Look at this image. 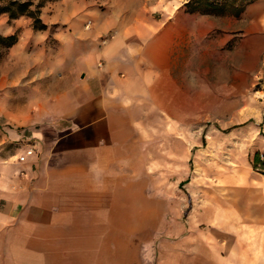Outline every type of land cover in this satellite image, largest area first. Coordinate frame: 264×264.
<instances>
[{
  "label": "crops",
  "instance_id": "0c3cea01",
  "mask_svg": "<svg viewBox=\"0 0 264 264\" xmlns=\"http://www.w3.org/2000/svg\"><path fill=\"white\" fill-rule=\"evenodd\" d=\"M160 1L55 0L40 8L45 28L37 37L53 54L45 64L53 79L46 100L66 123L46 133L69 134L62 156L48 153L38 164L31 158L19 176L0 180V264H138L127 239L113 238L107 144H125L121 118L136 102L170 98L175 70L193 61L206 33L219 24L221 32L239 31L237 19L157 16ZM27 23L13 20L25 25L24 35ZM248 165L223 180L231 199L210 216L201 209L198 236H187V264H264V174Z\"/></svg>",
  "mask_w": 264,
  "mask_h": 264
},
{
  "label": "rangeland",
  "instance_id": "374dc122",
  "mask_svg": "<svg viewBox=\"0 0 264 264\" xmlns=\"http://www.w3.org/2000/svg\"><path fill=\"white\" fill-rule=\"evenodd\" d=\"M30 1L31 9L53 2ZM187 1L161 0L155 14L185 12ZM206 17L237 19L239 31L221 32L219 24L206 33L193 61L175 70L170 98L136 102L121 118L128 127L125 144H107L113 238L127 239L138 264H187V236H198L201 209L210 216L226 195L231 199L222 191L223 180L248 168L254 152L264 154L255 148L261 144L264 150V0L238 18ZM25 19L28 35L25 25L14 27L0 14V36L17 35L13 46L0 45V180L19 176L31 158L38 164L48 153L62 156L69 134L46 133L66 123L46 100L53 79L45 64L53 54L43 51L39 30ZM27 147L34 148L33 155L18 162Z\"/></svg>",
  "mask_w": 264,
  "mask_h": 264
},
{
  "label": "trees",
  "instance_id": "16d2710c",
  "mask_svg": "<svg viewBox=\"0 0 264 264\" xmlns=\"http://www.w3.org/2000/svg\"><path fill=\"white\" fill-rule=\"evenodd\" d=\"M0 14H5L8 20H14L19 17L29 18L33 30H43L45 28L38 19L39 8L42 2L31 9L30 0H0ZM55 1V0H52ZM257 0H188L183 7L188 14H199L209 17L231 16L238 18L245 9ZM17 35L0 36V45L9 48L16 44ZM233 128V127H232ZM259 152H254L251 157V168L261 174H264V158H260Z\"/></svg>",
  "mask_w": 264,
  "mask_h": 264
},
{
  "label": "built area",
  "instance_id": "2783aa9c",
  "mask_svg": "<svg viewBox=\"0 0 264 264\" xmlns=\"http://www.w3.org/2000/svg\"><path fill=\"white\" fill-rule=\"evenodd\" d=\"M89 25V22L86 24V27ZM34 153L33 147H27L21 155L17 157L18 162H25L29 157H31ZM260 158H264V154H261Z\"/></svg>",
  "mask_w": 264,
  "mask_h": 264
}]
</instances>
